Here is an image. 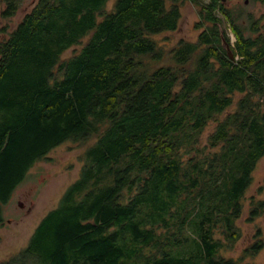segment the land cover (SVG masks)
Wrapping results in <instances>:
<instances>
[{
  "label": "trees",
  "instance_id": "16d2710c",
  "mask_svg": "<svg viewBox=\"0 0 264 264\" xmlns=\"http://www.w3.org/2000/svg\"><path fill=\"white\" fill-rule=\"evenodd\" d=\"M2 1L10 17L22 0ZM109 1L37 0L0 39V224L38 159L85 147L78 177L0 264H242L223 250L264 155V33L245 34L223 0ZM186 1L203 28L165 52L154 37Z\"/></svg>",
  "mask_w": 264,
  "mask_h": 264
},
{
  "label": "rangeland",
  "instance_id": "374dc122",
  "mask_svg": "<svg viewBox=\"0 0 264 264\" xmlns=\"http://www.w3.org/2000/svg\"><path fill=\"white\" fill-rule=\"evenodd\" d=\"M37 0H22L16 13L4 17L2 11L5 3L0 0V39L7 37L22 17L30 11ZM114 0L108 2L110 8ZM224 5L239 13L236 20L245 34L254 35L257 31L264 33V0H223ZM181 17L175 30L155 35L158 44L167 52L180 39L195 41L202 30L198 7L191 1L184 2ZM258 28L257 31L253 30ZM235 41L234 34L228 29ZM233 41V42H234ZM72 49L64 54L68 56ZM166 54L159 64L170 63ZM211 122L203 133L205 140L213 130ZM85 147H79L71 141L54 147L47 157L36 161L27 171L22 181L14 188L6 203L1 205L3 220L0 224V260L18 252L24 247L39 220L59 201L66 187L79 175L83 164ZM253 198H264V155L257 161L253 171V181L243 198L244 210L237 220L241 233L239 239L230 246L224 247L223 255L239 259L242 264H264V216L250 219L249 210ZM21 204V206H20ZM258 240L261 247L252 253L251 246Z\"/></svg>",
  "mask_w": 264,
  "mask_h": 264
},
{
  "label": "water",
  "instance_id": "95a60500",
  "mask_svg": "<svg viewBox=\"0 0 264 264\" xmlns=\"http://www.w3.org/2000/svg\"><path fill=\"white\" fill-rule=\"evenodd\" d=\"M229 53H230V56L232 57V53H231V51L229 50Z\"/></svg>",
  "mask_w": 264,
  "mask_h": 264
},
{
  "label": "bare ground",
  "instance_id": "6f19581e",
  "mask_svg": "<svg viewBox=\"0 0 264 264\" xmlns=\"http://www.w3.org/2000/svg\"><path fill=\"white\" fill-rule=\"evenodd\" d=\"M221 8V7H220ZM44 159V158H43ZM39 160V159H38ZM41 160V159H40Z\"/></svg>",
  "mask_w": 264,
  "mask_h": 264
}]
</instances>
